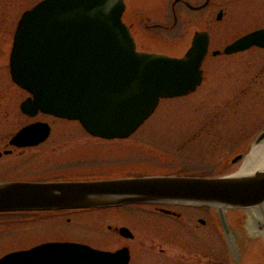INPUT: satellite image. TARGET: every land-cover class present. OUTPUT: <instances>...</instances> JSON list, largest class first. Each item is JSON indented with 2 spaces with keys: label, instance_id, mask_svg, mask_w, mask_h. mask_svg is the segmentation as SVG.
Segmentation results:
<instances>
[{
  "label": "rangeland",
  "instance_id": "1",
  "mask_svg": "<svg viewBox=\"0 0 264 264\" xmlns=\"http://www.w3.org/2000/svg\"><path fill=\"white\" fill-rule=\"evenodd\" d=\"M37 1L1 0L0 4V150L11 148L7 146L10 135L35 120L50 123L52 134L37 148L14 149L3 155L0 179H45L62 166L59 173L65 177L218 176L237 170L240 161L232 163L228 158L238 151L248 154L254 136L264 127V49L251 47L231 54L221 50L240 34L264 26V0H210L203 10L184 6L178 9L177 25L168 31L145 29L140 15L149 23L170 22L172 0H124L122 20L136 21L134 38L139 49L181 56L197 30H208L210 45L202 63L201 84L186 95L159 99L143 123L118 140L94 137L76 120L43 113L30 117L21 112L19 104L28 93L12 82L8 54L16 20ZM219 10L223 11L221 19L216 18ZM216 49L220 53L213 55ZM53 144L58 149L49 152ZM162 205L181 212V218L150 210H130L125 215V206L91 208V212L74 215L70 223H64L65 218L28 222L25 217L13 221L11 215L0 216V255L37 240L65 238L111 250L128 242L130 264H159L168 256L183 258L188 264H230L213 206ZM238 215L243 217L239 228ZM226 217L241 235L237 241L242 242V264H264V234L256 222L251 224L248 210L227 209ZM106 223H127L134 238L126 241L107 230Z\"/></svg>",
  "mask_w": 264,
  "mask_h": 264
},
{
  "label": "water",
  "instance_id": "2",
  "mask_svg": "<svg viewBox=\"0 0 264 264\" xmlns=\"http://www.w3.org/2000/svg\"><path fill=\"white\" fill-rule=\"evenodd\" d=\"M207 2V1H206ZM205 2V3H206ZM123 0H40L18 20L9 56L12 80L30 93L20 109L77 119L92 135L126 137L153 112L160 98L185 95L201 82L209 45L206 30L195 31L182 56L136 49L122 21ZM223 14L219 10L216 18ZM264 47V28L250 31L224 53ZM219 53L214 50L213 54ZM46 122L21 127L10 139L35 145L48 134ZM264 140V128L252 147ZM251 147V148H252ZM243 157L234 155L235 163ZM218 176L142 175L88 180L0 181V212L113 207L127 203L210 205L225 239L230 264H242L241 235L227 209L253 210L264 228V165L251 172ZM125 233V227L119 229ZM125 235V234H124ZM128 253L87 244L47 242L0 256V264H125Z\"/></svg>",
  "mask_w": 264,
  "mask_h": 264
},
{
  "label": "flooded vegetation",
  "instance_id": "3",
  "mask_svg": "<svg viewBox=\"0 0 264 264\" xmlns=\"http://www.w3.org/2000/svg\"><path fill=\"white\" fill-rule=\"evenodd\" d=\"M190 1L191 0H172L170 2V18H171L170 22L162 21V22H151V23H149V21L146 18L145 19L143 18L144 15L141 14L140 15L141 26L144 27L145 29L160 28V29H163L164 31L171 30L178 23V20H179L178 9L180 10L181 7H184V6L189 8V9H193L192 7H190L188 5V3H189L193 7H198V8L193 9V10H201V9L203 10L204 8H206V6L210 2V0H208V1L207 0H202V1L200 0L201 2L199 1V2L194 4V3L190 2ZM205 1H207V3L205 5H203ZM0 4H1V0H0ZM25 9H27V8H24L23 10H25ZM21 13H20V15H21ZM17 20H16V22H17ZM1 22H2V16L0 14V25H1ZM16 22H15V25H16ZM125 23L129 26L133 37H135L134 36V34H135L134 29L136 30V26H135L136 25V21L135 20H130V21H125ZM15 25L13 27L14 29H15ZM138 25L140 26L139 22H138ZM259 28H264V26L263 27H259ZM259 28H255V29H259ZM14 29H13V32H14ZM255 29H253V30H255ZM250 31H252V30H250ZM13 32H12V35H13ZM245 33H247V32H245ZM241 35H243V34H240L238 37H240ZM11 40H12V36H11ZM136 47H137V45H136ZM252 47H258V48L264 49L263 47H259V46H252ZM137 49H139V48L137 47ZM139 50H143V49H139ZM9 51H10V49H9ZM143 51H146V50H143ZM8 56H9V54H8ZM202 63H203V61H202ZM201 69H202L201 75H202V80H203L202 64H201ZM202 80H201V82H202ZM50 116H53V115H50ZM53 117H55V116H53ZM57 118H59V117H57ZM61 119H63V118H61ZM49 126H50V128L48 130V134L45 137V139H43L41 142H39V143H37L35 145L16 146V145L9 144V141H10L11 137L14 135V133L11 134L10 137L7 139V146L8 147L10 146L11 148H4L3 150H0V158L3 155H5V154L12 153L14 149L22 150L23 148H37L40 143H42L45 140H47L50 137V135L52 134V127H51L50 123H49ZM88 134H90V133H88ZM94 137H96V136H94ZM101 139H104V138H101ZM108 140H111V139H108ZM116 140H118V139H116ZM50 147L52 148V150L49 151V152H56V150L58 149V146L56 144H53ZM239 153H241V152H236L234 155H237ZM232 157H234V156L232 155L229 158V160H231ZM59 168H64V167L63 166L62 167H56V168H54L51 171V174H53V173H55L57 171L54 174V176L48 175V176L44 177L45 179H37V180L36 179L35 180L31 179V181L88 180V179H102V178L119 177V176H111V177L68 176V177H65V175H62V174L59 173ZM175 175H187V174H175ZM192 175H194V174H192ZM197 175L198 176H202L200 174H197ZM125 176H129V175H125ZM0 180H30V179H22V178L14 177V178H2ZM122 206H125V215H129L130 210H134L136 212H144V211L150 210L151 212L152 211L160 212V213L169 215V216L174 217V218H181V212L177 211L176 209H173L172 207L171 208H166V207H164V205L159 204V203H131V204L127 203V204L122 205ZM122 206H118V207H122ZM112 208H117V207H112ZM92 210L93 209H87V208L53 209V210H22V211H11V212L0 213V216L4 217V216H7V215H11L12 218H13V221L20 220L21 218L25 217V219H27L28 222L43 221V220H45L47 218H51V219H54V220L55 219L59 220V219H64L65 218L64 219V223L65 222L70 223L72 221V218L75 217L74 215L91 212ZM199 221L201 223H204V220L202 218H200ZM105 227H106L107 230L116 233L118 236L124 238L126 241L132 240L134 238V234L132 232V229H131V227H129V225L127 223H125V224L106 223ZM121 227H125V233H124L125 235L123 233H120L119 229ZM53 241L54 242H59V241L60 242H62V241L63 242L64 241L80 242V243L87 244L90 247H93V248H96V249L111 250V249H109L107 247L99 246L98 244L93 245L91 242L86 241V240L78 241V240L65 239V238L41 239V240H37V241L33 242L31 245H29L27 247H21L20 249H22V248H31L33 246H36V245H39V244H42V243L53 242ZM239 243H240V247H241V243L242 242L240 241ZM123 247H125V249H126V251L128 253V259L125 262V264H130V262L132 260V248L128 244V242H125V244H122L120 247H118V248H116L114 250H111V251H115V250H117L119 248H123ZM150 248H153L152 244H150ZM159 248L161 250V253H164V247H160L159 246ZM183 261H184L183 258H178V257L172 258V256H168L167 258H164L163 261L161 263H159V264H188V263H183Z\"/></svg>",
  "mask_w": 264,
  "mask_h": 264
},
{
  "label": "bare ground",
  "instance_id": "4",
  "mask_svg": "<svg viewBox=\"0 0 264 264\" xmlns=\"http://www.w3.org/2000/svg\"><path fill=\"white\" fill-rule=\"evenodd\" d=\"M239 161V167L237 168L235 174H244L251 172L256 168H261L264 165V140H262L258 145L252 147L246 157ZM250 212V222L251 224H254L256 222L255 218L259 219L257 217L259 214L253 210H250ZM251 230H254V228H251ZM262 231L264 234V228Z\"/></svg>",
  "mask_w": 264,
  "mask_h": 264
}]
</instances>
